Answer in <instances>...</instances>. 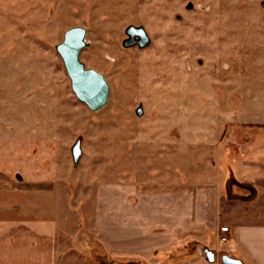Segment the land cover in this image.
I'll return each instance as SVG.
<instances>
[{
	"label": "rangeland",
	"instance_id": "1",
	"mask_svg": "<svg viewBox=\"0 0 264 264\" xmlns=\"http://www.w3.org/2000/svg\"><path fill=\"white\" fill-rule=\"evenodd\" d=\"M75 26L87 30L81 60L109 84L97 111L56 49ZM130 26L145 28L146 47L124 46ZM248 123L264 124V0H0V173L56 186L38 198L58 216H93L111 184L143 195L179 174L190 184L228 145L264 143ZM102 248L92 239L90 264L127 262ZM203 257L190 245L152 262Z\"/></svg>",
	"mask_w": 264,
	"mask_h": 264
},
{
	"label": "crops",
	"instance_id": "2",
	"mask_svg": "<svg viewBox=\"0 0 264 264\" xmlns=\"http://www.w3.org/2000/svg\"><path fill=\"white\" fill-rule=\"evenodd\" d=\"M252 140L245 148L228 145L218 163L190 184L179 174L170 186L145 195L132 186H104L93 216H58L38 198L56 186L21 176L13 182L0 173V264H90L92 239L104 246L102 253L126 259L123 264L135 258L160 264L152 261L190 245L203 248V260L176 264H225L224 256L264 264V143ZM79 238L81 251L74 244ZM205 248L215 253L214 263L206 260Z\"/></svg>",
	"mask_w": 264,
	"mask_h": 264
},
{
	"label": "water",
	"instance_id": "3",
	"mask_svg": "<svg viewBox=\"0 0 264 264\" xmlns=\"http://www.w3.org/2000/svg\"><path fill=\"white\" fill-rule=\"evenodd\" d=\"M126 33L128 38L124 46L138 45L143 48L150 43V37L144 27L130 26ZM87 30L82 26H75L65 31L64 39L56 46L57 52L63 60L66 72L71 80V88L76 97L91 110L97 111L109 100V84L105 76L93 68H87L81 60V52L87 46ZM82 155L81 140L72 147V156L78 163ZM207 261L214 263L215 253L209 248L204 249ZM225 264H243L240 260L223 257Z\"/></svg>",
	"mask_w": 264,
	"mask_h": 264
},
{
	"label": "built area",
	"instance_id": "4",
	"mask_svg": "<svg viewBox=\"0 0 264 264\" xmlns=\"http://www.w3.org/2000/svg\"><path fill=\"white\" fill-rule=\"evenodd\" d=\"M221 231L222 232H227L228 231V227L227 226H223V227H221ZM220 240H221V242H227L228 241V237L226 236V235H222L221 237H220Z\"/></svg>",
	"mask_w": 264,
	"mask_h": 264
},
{
	"label": "trees",
	"instance_id": "5",
	"mask_svg": "<svg viewBox=\"0 0 264 264\" xmlns=\"http://www.w3.org/2000/svg\"><path fill=\"white\" fill-rule=\"evenodd\" d=\"M242 126L244 127H264V124H254V123H248V124H242Z\"/></svg>",
	"mask_w": 264,
	"mask_h": 264
}]
</instances>
